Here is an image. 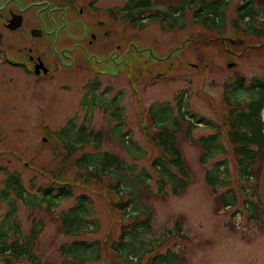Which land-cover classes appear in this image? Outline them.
Returning <instances> with one entry per match:
<instances>
[{
  "label": "rangeland",
  "instance_id": "rangeland-1",
  "mask_svg": "<svg viewBox=\"0 0 264 264\" xmlns=\"http://www.w3.org/2000/svg\"><path fill=\"white\" fill-rule=\"evenodd\" d=\"M132 1L97 0L96 6L119 9ZM148 1L154 9L157 5L166 9L181 0ZM49 2L52 8L56 7L54 0ZM239 4L240 0H227L223 27L218 31L193 22L191 7L185 8L179 24L166 19L164 27L151 20L148 13L133 26L125 12L115 11L114 18L109 19L111 34L103 47L97 43L89 45V36L85 41L80 39L82 29L72 21L85 16L74 11L69 30L63 32V47L73 50L85 44L88 54L84 56L89 60L82 62L83 69L70 66V72L58 78L62 89L48 82L46 113L33 114L29 104L16 103L9 105L10 112L0 118V148L9 147L23 158L16 157L13 151L0 152V229L9 241L13 239L8 233L10 227L16 224L19 242L30 240L31 253L43 263L124 264L111 246L118 241L121 226L128 218L112 207L117 197L108 187L120 179L125 190L123 199L127 200L131 191L135 199L127 211L144 210L151 215V230L134 243L135 248L147 243L153 246L154 254L170 251L176 255L174 264H264V152L256 156L251 165L252 177L245 180L226 138V119L234 101L244 107L252 98L260 94L264 97V88H251L264 83V39L233 27L236 21L238 29L244 28L236 16ZM253 10L259 19L264 18V0H254ZM121 16L126 19L124 22L120 21ZM67 55L77 64L83 52L78 49ZM64 62L70 64L71 60L65 58ZM81 70L86 71L83 74ZM93 73L100 80L96 93L93 87L86 86ZM241 77L243 88H235V81ZM260 116L264 120V110ZM188 121L193 124V139L215 134L220 153L202 163L203 147L186 135ZM175 123L176 144L189 179L188 187L178 196L172 195L167 185L158 192L159 178L151 162L159 155V149L149 140L154 129L173 128ZM71 126L72 136L79 135L82 127L86 132L99 133L100 145L96 148L93 140L84 143L65 164L66 134ZM50 135L63 140L62 154ZM41 137L49 140L43 142ZM82 153L95 158V162L103 153L114 155L123 170L109 173L110 178L102 176L98 182L85 181L78 176L83 169L73 166ZM216 163H222L220 180L226 186L213 191L206 173ZM95 167L98 169L100 164ZM140 171L148 175V188L135 191L129 180L132 172ZM9 175L19 180L23 199L13 192L6 200L2 198ZM64 184L72 193L66 200L55 197L58 187ZM44 188L50 189L46 199L41 192ZM226 190L236 195L233 207H223L220 202L219 195ZM82 196L88 208L82 232L69 236L62 218ZM52 198L55 205L48 209L47 202ZM252 205L256 208L254 217ZM12 207L14 211L6 219ZM176 225L178 231H174ZM73 242L88 244L99 257L84 263L70 260L62 248ZM129 258L135 260L131 255ZM146 258L142 257L139 264H148ZM24 264L32 263L27 260Z\"/></svg>",
  "mask_w": 264,
  "mask_h": 264
},
{
  "label": "trees",
  "instance_id": "trees-1",
  "mask_svg": "<svg viewBox=\"0 0 264 264\" xmlns=\"http://www.w3.org/2000/svg\"><path fill=\"white\" fill-rule=\"evenodd\" d=\"M189 4L192 8L193 22L197 25H202L211 31H218L223 27L224 10L227 0H181L175 6H167L164 9H154L148 0H133L128 6L118 9V11H126V19L133 26L142 20V15L148 13V17L157 21L161 27H164V20L170 19L173 23L179 24L180 18L184 15V10ZM254 0H241V4L236 6V16L238 23L243 25V29H238L236 21L233 22V27L236 30H241L244 34L255 35L256 37L264 39V18L259 19L258 14L253 10ZM197 7V9H196ZM117 11V10H115ZM114 14V9L111 10ZM235 88H243V78L241 77L235 81ZM255 86V87H254ZM253 89L264 88V83H257L252 85ZM228 100L225 99V102ZM234 108H230L226 122L228 124L226 131V138L231 144V149L236 159L239 173L242 178L248 180L252 177V163L256 156L264 152V120H261V112L264 110V97L262 94L256 99L247 103L244 107L238 101H234ZM181 109V108H180ZM185 119V116L183 115ZM188 131L186 135L191 142L199 143L203 147V152L200 155V161L204 163L207 158H213L220 153V145L218 137L214 134L209 137H201L198 140L190 136L192 122H186ZM67 129V128H65ZM72 126L67 131V142L65 143V155L63 161L68 164L71 156L79 150L84 143L95 141L96 148H99L100 141L99 133L92 131L86 132V128L80 129V134L72 136ZM176 123L173 128L160 126L156 131L152 132L149 140L159 149V155L151 162L152 168L157 171L158 175V192H162L165 185L170 187L171 194L178 196L183 190L188 187L189 179L186 170V165L182 159L181 152L176 144ZM65 132V131H64ZM150 134V133H149ZM148 134V135H149ZM97 159V158H96ZM62 161V164H63ZM97 169L95 166L99 165ZM61 164V165H62ZM76 168L83 169V173L78 172V176L84 178L85 181L98 182L102 176L111 177L109 173L122 171L121 161L114 155L103 153L100 155L99 161L95 162V158L88 154H81V157L74 160ZM94 166V167H93ZM222 163H216L215 166L206 173V181L208 186L213 190L226 186L225 181L220 180ZM121 167V168H120ZM65 168L67 166L65 165ZM94 168V170H93ZM54 180L57 178L53 176ZM148 175L144 171L139 174L132 175L129 180V185L135 191H142L148 188ZM124 184V183H123ZM113 192V196L117 199L112 201L111 205L114 209L123 212V215L128 218L126 223L121 226L120 235L116 244H112L113 251L120 257L124 264H139L142 262V257H147L148 264H174L176 255L170 251L164 254H154L153 246L140 245L135 248L134 243L141 241L151 230V215L148 211H133L128 212V207L134 205L135 199L132 191L129 192L127 200L123 199L124 187L122 181L118 179L108 186ZM10 192H13L17 197L23 199L24 190L19 180L14 175H9L5 182V188L1 191V196L4 200L8 198ZM43 198H48L50 189H42ZM55 197H60L63 200L72 197L70 187L67 184L60 185L57 189ZM47 202V208L51 209L55 205L53 200ZM85 198L82 196L78 198L77 204L65 213L62 221L65 223V234L71 236L82 232L83 217L87 214ZM220 202L223 207H233L236 205L237 198L235 193L226 190L219 195ZM246 202V201H245ZM246 205V204H245ZM134 209L137 210L135 207ZM248 209V206H246ZM255 207L252 205L251 215L254 217ZM14 208L12 207L8 212L6 219L12 215ZM178 225L174 231H178ZM173 231L170 230L169 233ZM9 234L13 239L9 241L6 233L0 229V259L3 264H24L25 261H30L32 264H47L41 262L34 254L31 253L30 248L32 242L30 240L24 243L19 242V230L16 226L10 227ZM175 234V233H174ZM62 252L66 253L67 257L72 261L84 263L91 259L98 258V253L95 249H90L89 245L84 242H73L62 248ZM130 255L134 257L130 259Z\"/></svg>",
  "mask_w": 264,
  "mask_h": 264
},
{
  "label": "flooded vegetation",
  "instance_id": "flooded-vegetation-1",
  "mask_svg": "<svg viewBox=\"0 0 264 264\" xmlns=\"http://www.w3.org/2000/svg\"><path fill=\"white\" fill-rule=\"evenodd\" d=\"M54 2L55 8H52L53 4L49 0H0V118L7 115L9 107L16 103L29 104L30 113H46L48 82L58 84V78L70 72V66L72 69L74 65H78V69H83L82 62L89 60L84 56L88 54L85 44L82 43L73 50L63 47V32L69 30V19L74 16L75 10L79 16H85L81 20L72 21V24L77 23L76 26L82 29L83 36L80 39L85 41L86 36H89V45L97 43L103 47L111 34L109 19L114 18L112 8L97 7V0ZM76 4L80 7L76 8ZM123 17L121 16V22L126 20ZM78 49L83 52L84 57L81 56V60L75 64L74 58L67 53H75ZM65 58L71 60L72 64H65ZM85 71L81 70L82 73ZM98 81L99 78L93 73L86 86L93 87L96 93ZM58 87L63 88L59 84ZM41 138L46 142V138ZM56 149L62 154L60 146H56ZM3 150L15 152L9 147L0 148V152ZM14 154L23 159L16 152Z\"/></svg>",
  "mask_w": 264,
  "mask_h": 264
}]
</instances>
